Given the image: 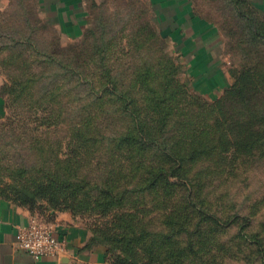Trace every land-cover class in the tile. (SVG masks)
<instances>
[{"label":"rangeland","instance_id":"374dc122","mask_svg":"<svg viewBox=\"0 0 264 264\" xmlns=\"http://www.w3.org/2000/svg\"><path fill=\"white\" fill-rule=\"evenodd\" d=\"M193 1L219 34L202 71L150 0H84L67 35L38 0L0 7V197L112 264H177L175 241L181 264H264V38L242 17L264 9Z\"/></svg>","mask_w":264,"mask_h":264},{"label":"crops","instance_id":"0c3cea01","mask_svg":"<svg viewBox=\"0 0 264 264\" xmlns=\"http://www.w3.org/2000/svg\"><path fill=\"white\" fill-rule=\"evenodd\" d=\"M5 0H0V7ZM160 27L173 34L174 46L193 70L202 71L212 57L211 49L219 37L218 29L195 8L193 0H150ZM42 11L65 35L75 32V25L87 17L84 0H38ZM264 9V0H254ZM83 5V6H82ZM77 28V27H76ZM75 37V36H74ZM207 69L204 67L203 70ZM0 97V114L3 111ZM34 216L0 197V264H112L103 245H88L85 231L55 228L58 236L66 237L68 245L58 255L38 259L19 248L16 232L28 225Z\"/></svg>","mask_w":264,"mask_h":264},{"label":"trees","instance_id":"16d2710c","mask_svg":"<svg viewBox=\"0 0 264 264\" xmlns=\"http://www.w3.org/2000/svg\"><path fill=\"white\" fill-rule=\"evenodd\" d=\"M246 1L247 2H245V0L244 1H242V0H236L235 2L236 3H239V2L240 3H243V2H245V3H247L246 5H250L252 8H254L253 11H255L256 9L257 10L260 9L259 11H261V8H259L255 4L254 0H246ZM242 17L244 19H246L245 25H244V29H248V32L250 33V35L252 37H255V38H264V20H260L256 16H253V12L251 14H249V15L242 14ZM163 119H166V117L163 118ZM139 125L140 126L138 128H139V131L141 132L140 127H142L144 125L140 124V122H139ZM162 129L163 128H161V130ZM206 134H207V136H206L205 143H203L204 141L202 139H200L198 137V135H197L198 140L193 141L191 143L190 148H187V150L185 149L187 153L189 152V154H190V156L192 158H196L197 159V158H201L202 156H204L206 158V160H209V159L213 158V152H214V150H215V148L217 146V145H215V143H216L217 140L218 141H221V139L220 138H217V139L216 138H213L211 136V133L209 131H207ZM253 141H257V142L262 143V142H264V137H262V136H256V137L253 138ZM156 142H157L156 140H151V143H156ZM198 143H199L200 147L203 146V144H204V147H202V149H200V150H198V148L194 147V144H197L198 145ZM162 156H166L168 158L169 157V154L166 153V152H163V155ZM152 175H155V177H154V179L156 178L155 180H157V178H160L161 177V176L158 177V175H156L155 172L152 173ZM164 175L167 176L166 174H164ZM164 175H163V177H164ZM168 176H173V175L170 174ZM170 184H171V182L167 178V185H170ZM161 188H162L164 194H167V191L169 190V188L166 185H164V184H163V187H161ZM167 196H169V195H166L165 197H167ZM88 245L89 246H91V245H101V243L94 244V242L90 240L88 242ZM172 245H174V248H172L169 252H163V253H161V255H163L165 253L166 254V258L168 260L173 259V261H175V263L181 264L182 261H183L182 260V257H187V254L184 252L185 250L180 249L178 247V241H175V243L172 244ZM162 248H164V245L161 246V249ZM105 249H106V247H105ZM164 249H166V248H164ZM106 253L108 255V258H110L109 253L107 252V250H106ZM157 256H160V253H157ZM120 264H122V263H120Z\"/></svg>","mask_w":264,"mask_h":264},{"label":"built area","instance_id":"2783aa9c","mask_svg":"<svg viewBox=\"0 0 264 264\" xmlns=\"http://www.w3.org/2000/svg\"><path fill=\"white\" fill-rule=\"evenodd\" d=\"M16 242L20 249L36 259L58 255L68 245V239L56 235L52 225L37 219H33L28 225L18 226Z\"/></svg>","mask_w":264,"mask_h":264}]
</instances>
